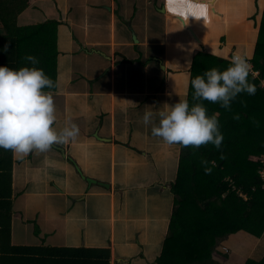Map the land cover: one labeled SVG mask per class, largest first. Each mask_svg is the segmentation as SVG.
Wrapping results in <instances>:
<instances>
[{
	"label": "crops",
	"instance_id": "0c3cea01",
	"mask_svg": "<svg viewBox=\"0 0 264 264\" xmlns=\"http://www.w3.org/2000/svg\"><path fill=\"white\" fill-rule=\"evenodd\" d=\"M205 3L200 19L173 0L5 3L0 37L18 46L0 40V65L36 56L57 127L70 116L79 135L23 157L0 148V264H157L181 146L152 136L143 112L188 99L200 51L251 59L264 12V0Z\"/></svg>",
	"mask_w": 264,
	"mask_h": 264
},
{
	"label": "trees",
	"instance_id": "16d2710c",
	"mask_svg": "<svg viewBox=\"0 0 264 264\" xmlns=\"http://www.w3.org/2000/svg\"><path fill=\"white\" fill-rule=\"evenodd\" d=\"M10 1L0 0V21L5 28ZM0 40L11 43L15 56L18 41L14 34L8 32ZM230 60L200 51L194 57L191 79L213 67L223 70ZM5 62L7 65L6 58ZM250 62L258 72L248 78L256 85L254 95L239 94L230 110L204 101L208 114L218 113L224 137L221 148L211 144L181 147L177 179L171 185L175 196L172 217L157 264H220L213 254L230 236L246 233L258 240L264 237V12ZM191 93L190 84V102ZM235 114L238 120L233 119ZM201 159L209 161L211 173L205 174ZM246 264H264V259Z\"/></svg>",
	"mask_w": 264,
	"mask_h": 264
},
{
	"label": "clouds",
	"instance_id": "9594fccd",
	"mask_svg": "<svg viewBox=\"0 0 264 264\" xmlns=\"http://www.w3.org/2000/svg\"><path fill=\"white\" fill-rule=\"evenodd\" d=\"M173 3L184 4L187 18H204L205 0H173ZM2 51L7 52V45ZM24 60L33 66L12 69L0 65V148L18 157L46 152L53 145L69 143L79 135V128L70 116L63 126L57 127V109L50 92L56 82L42 68L35 67L39 63L36 56L27 54ZM252 71L250 58L234 53L225 69L213 67L191 79V102L185 98L164 103L159 109L149 107L143 112L142 123L151 125V135L168 145L195 149L211 144L220 149L224 137L218 113L208 114L204 101L230 110L239 94L256 93V85L248 79ZM261 83L264 86V81ZM233 119L238 120L239 115L235 114ZM254 123L260 126L259 121ZM200 163L205 174L211 173L209 161L201 159Z\"/></svg>",
	"mask_w": 264,
	"mask_h": 264
},
{
	"label": "rangeland",
	"instance_id": "374dc122",
	"mask_svg": "<svg viewBox=\"0 0 264 264\" xmlns=\"http://www.w3.org/2000/svg\"><path fill=\"white\" fill-rule=\"evenodd\" d=\"M252 72L258 74L254 69ZM213 258L220 264H246L248 260L259 262L264 259V237L258 240L246 233L232 235L219 243Z\"/></svg>",
	"mask_w": 264,
	"mask_h": 264
}]
</instances>
